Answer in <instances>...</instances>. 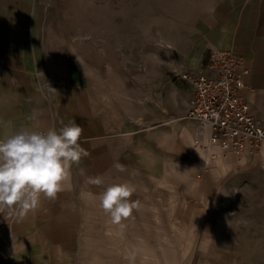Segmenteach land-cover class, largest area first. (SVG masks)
<instances>
[{
  "label": "crops",
  "instance_id": "0c3cea01",
  "mask_svg": "<svg viewBox=\"0 0 264 264\" xmlns=\"http://www.w3.org/2000/svg\"><path fill=\"white\" fill-rule=\"evenodd\" d=\"M33 12V0H0V136L20 126L47 131L75 120L89 154L72 165L70 179L55 200L42 197L39 208L19 222L0 213V264H133L140 259L139 245L150 243L141 229L151 225L157 206H171L173 191L185 196L196 168H202L198 181L206 168L207 156L191 147L194 120L152 126L184 113L193 88L175 74L167 95L148 104L110 92L93 83L91 72L80 75L68 54L55 55L45 44L40 15ZM216 48L249 59L252 90L246 97L264 125L260 51L237 42ZM200 64L187 70H198ZM223 160L214 162L223 165ZM117 163L123 171L116 170ZM96 175L104 177L105 186L129 182L136 187L130 200L137 208L120 225L98 207L96 197L103 188L86 183Z\"/></svg>",
  "mask_w": 264,
  "mask_h": 264
},
{
  "label": "rangeland",
  "instance_id": "374dc122",
  "mask_svg": "<svg viewBox=\"0 0 264 264\" xmlns=\"http://www.w3.org/2000/svg\"><path fill=\"white\" fill-rule=\"evenodd\" d=\"M33 11L56 56L141 104L163 99L213 47L250 44L264 61V0H33ZM220 158L205 168L206 157L200 181L196 168L185 196L157 206L133 264H264V151Z\"/></svg>",
  "mask_w": 264,
  "mask_h": 264
},
{
  "label": "clouds",
  "instance_id": "9594fccd",
  "mask_svg": "<svg viewBox=\"0 0 264 264\" xmlns=\"http://www.w3.org/2000/svg\"><path fill=\"white\" fill-rule=\"evenodd\" d=\"M82 132L73 120L59 129L20 126L10 135L0 136V213L7 212L19 222L39 208L42 197L55 200L70 179L72 165L89 154L80 142ZM115 168L124 170L119 163ZM86 183L103 188L96 197L98 207L115 225L137 208L130 200L136 187L129 182L105 186L104 177L96 175Z\"/></svg>",
  "mask_w": 264,
  "mask_h": 264
},
{
  "label": "built area",
  "instance_id": "2783aa9c",
  "mask_svg": "<svg viewBox=\"0 0 264 264\" xmlns=\"http://www.w3.org/2000/svg\"><path fill=\"white\" fill-rule=\"evenodd\" d=\"M250 74L247 57L211 48L198 70L176 75L192 86L194 95L185 112L169 115L167 124L194 120L197 126L192 146L210 160L227 154L259 153L264 146V125L246 97L252 90Z\"/></svg>",
  "mask_w": 264,
  "mask_h": 264
}]
</instances>
